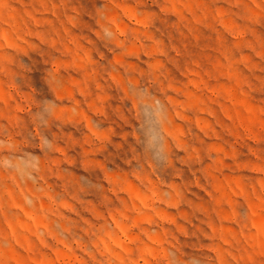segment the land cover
<instances>
[{
    "label": "rangeland",
    "instance_id": "obj_1",
    "mask_svg": "<svg viewBox=\"0 0 264 264\" xmlns=\"http://www.w3.org/2000/svg\"><path fill=\"white\" fill-rule=\"evenodd\" d=\"M0 264H264V0H0Z\"/></svg>",
    "mask_w": 264,
    "mask_h": 264
}]
</instances>
